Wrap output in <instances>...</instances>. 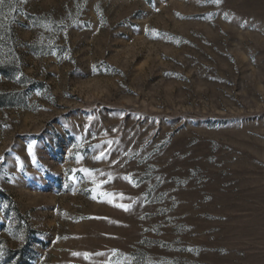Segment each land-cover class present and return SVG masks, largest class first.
Listing matches in <instances>:
<instances>
[{
    "label": "rangeland",
    "instance_id": "1",
    "mask_svg": "<svg viewBox=\"0 0 264 264\" xmlns=\"http://www.w3.org/2000/svg\"><path fill=\"white\" fill-rule=\"evenodd\" d=\"M0 264H264V0H2Z\"/></svg>",
    "mask_w": 264,
    "mask_h": 264
},
{
    "label": "snow or ice",
    "instance_id": "2",
    "mask_svg": "<svg viewBox=\"0 0 264 264\" xmlns=\"http://www.w3.org/2000/svg\"><path fill=\"white\" fill-rule=\"evenodd\" d=\"M0 2H2V0H0ZM213 2H215V3H219L220 0H213ZM31 150H32V146L29 145V151L31 152ZM102 156H103V154H101V157H97V158H98V159H99V158H102ZM129 180H130V182H131V178H129ZM121 196H123V194H121ZM118 206L121 207V208H123L124 210H128V208L130 207L129 205H125V204H119ZM19 238H20V239H23L22 236L19 237ZM74 255H80V254H79V253H74ZM84 255H85L86 257L88 256L87 253H85ZM98 255H102V253H98Z\"/></svg>",
    "mask_w": 264,
    "mask_h": 264
}]
</instances>
